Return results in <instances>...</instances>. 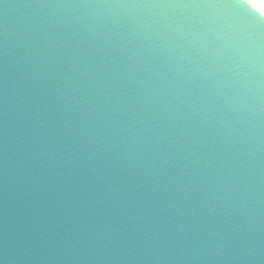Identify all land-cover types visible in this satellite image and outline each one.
Segmentation results:
<instances>
[{
    "label": "water",
    "instance_id": "95a60500",
    "mask_svg": "<svg viewBox=\"0 0 264 264\" xmlns=\"http://www.w3.org/2000/svg\"><path fill=\"white\" fill-rule=\"evenodd\" d=\"M255 0H0V264H264Z\"/></svg>",
    "mask_w": 264,
    "mask_h": 264
},
{
    "label": "snow or ice",
    "instance_id": "6c2138e0",
    "mask_svg": "<svg viewBox=\"0 0 264 264\" xmlns=\"http://www.w3.org/2000/svg\"><path fill=\"white\" fill-rule=\"evenodd\" d=\"M260 11L264 12V3L261 4Z\"/></svg>",
    "mask_w": 264,
    "mask_h": 264
},
{
    "label": "bare ground",
    "instance_id": "6f19581e",
    "mask_svg": "<svg viewBox=\"0 0 264 264\" xmlns=\"http://www.w3.org/2000/svg\"><path fill=\"white\" fill-rule=\"evenodd\" d=\"M255 1L258 2L260 5H261L262 3H264L263 0H255Z\"/></svg>",
    "mask_w": 264,
    "mask_h": 264
},
{
    "label": "rangeland",
    "instance_id": "374dc122",
    "mask_svg": "<svg viewBox=\"0 0 264 264\" xmlns=\"http://www.w3.org/2000/svg\"><path fill=\"white\" fill-rule=\"evenodd\" d=\"M264 1V0H263Z\"/></svg>",
    "mask_w": 264,
    "mask_h": 264
}]
</instances>
